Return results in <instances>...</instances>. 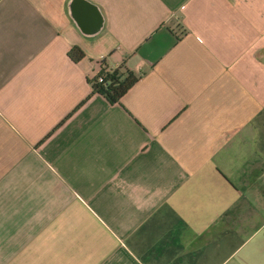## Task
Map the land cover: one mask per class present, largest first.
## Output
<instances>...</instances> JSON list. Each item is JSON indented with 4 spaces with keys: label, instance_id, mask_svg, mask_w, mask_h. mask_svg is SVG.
<instances>
[{
    "label": "crops",
    "instance_id": "0c3cea01",
    "mask_svg": "<svg viewBox=\"0 0 264 264\" xmlns=\"http://www.w3.org/2000/svg\"><path fill=\"white\" fill-rule=\"evenodd\" d=\"M0 264H264V0H0Z\"/></svg>",
    "mask_w": 264,
    "mask_h": 264
},
{
    "label": "trees",
    "instance_id": "16d2710c",
    "mask_svg": "<svg viewBox=\"0 0 264 264\" xmlns=\"http://www.w3.org/2000/svg\"><path fill=\"white\" fill-rule=\"evenodd\" d=\"M70 58L78 62L85 54L79 46H74L69 51ZM139 76L131 70L116 69L112 73L105 74L104 80L98 82L95 78L92 81L94 92H98L107 97L111 103L118 102L138 81Z\"/></svg>",
    "mask_w": 264,
    "mask_h": 264
},
{
    "label": "built area",
    "instance_id": "2783aa9c",
    "mask_svg": "<svg viewBox=\"0 0 264 264\" xmlns=\"http://www.w3.org/2000/svg\"><path fill=\"white\" fill-rule=\"evenodd\" d=\"M115 69L111 67H105L100 70V72L96 75V79L98 82H101L104 80L105 74L112 73Z\"/></svg>",
    "mask_w": 264,
    "mask_h": 264
}]
</instances>
